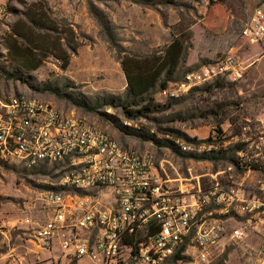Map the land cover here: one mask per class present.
Returning <instances> with one entry per match:
<instances>
[{
	"label": "rangeland",
	"instance_id": "1",
	"mask_svg": "<svg viewBox=\"0 0 264 264\" xmlns=\"http://www.w3.org/2000/svg\"><path fill=\"white\" fill-rule=\"evenodd\" d=\"M45 1L59 26L74 30L77 53L71 55L67 70L53 56L30 72L11 63L4 38L19 16L8 11V4L17 12L25 8L17 0H0L1 97H37L87 118L123 146L152 156L175 185L187 187L200 181L205 187L219 183L226 189H256L264 179V54L260 45L242 37V29L264 0H171V4L157 1L146 5L131 0ZM89 3L102 17L114 43L90 12ZM174 39L189 49L179 78L170 84L180 81L186 72L228 55L246 69L244 77L226 80L212 92L192 89L171 104L156 92L155 102L166 107L133 120L122 108L105 106L90 111L75 103L95 106L103 99L124 97L127 83L119 50L147 55L165 49ZM239 145L243 150L233 153ZM239 152L246 153L244 166L238 163ZM232 153L236 165L228 160ZM202 155L219 158H199ZM43 168L0 162V264H94L88 258L58 259L61 253L57 249L37 246V231L47 220L41 197L58 189L62 174L59 167ZM260 242L254 234L241 243L229 235L209 249L205 258L190 251L185 259L168 264H217L222 259L224 264H252L251 248Z\"/></svg>",
	"mask_w": 264,
	"mask_h": 264
},
{
	"label": "built area",
	"instance_id": "2",
	"mask_svg": "<svg viewBox=\"0 0 264 264\" xmlns=\"http://www.w3.org/2000/svg\"><path fill=\"white\" fill-rule=\"evenodd\" d=\"M242 37L264 54V5L247 17ZM245 71L228 55L158 94L178 99L217 79L239 81ZM245 155L238 153L240 166ZM0 162L62 169L58 189L41 197L47 220L37 231V246L57 249L58 259L168 264L178 252L205 258L229 235L241 243L254 234L261 242L251 248L252 264H264V179L252 191L200 181L175 185L152 156L123 146L75 112L23 94L0 96Z\"/></svg>",
	"mask_w": 264,
	"mask_h": 264
},
{
	"label": "trees",
	"instance_id": "3",
	"mask_svg": "<svg viewBox=\"0 0 264 264\" xmlns=\"http://www.w3.org/2000/svg\"><path fill=\"white\" fill-rule=\"evenodd\" d=\"M17 1L23 3L25 10L17 12L8 4V11L16 14L19 18L14 22L10 32L4 38L7 59L21 69L30 72L37 70L49 57L53 56L62 62L61 68L67 70L70 65L71 55L76 54L79 48L74 30L65 27L63 29L59 26L53 18L45 0H32L31 2ZM131 1L142 5L157 1L164 4H171L173 2L171 0ZM89 8L90 12L101 23L104 31L107 32L109 41L114 43L113 35L107 30L106 24L102 17L95 11L92 3H89ZM188 49L189 47L186 44L182 43L179 39H174L165 49L147 55H132L123 50H119L123 55L121 57V68L127 83L125 96L114 97L113 100L103 99L102 102L97 103L95 106L86 105L81 102L75 103L85 106L90 111H97L98 108L100 109L105 106L122 108L124 115L129 120L146 116L153 111L161 110L166 105L156 103L154 94L156 92L158 94L161 89L167 88L171 82L179 78L182 66L187 60ZM225 83V79H217L215 82L204 85L205 87L195 88L193 91L201 90L202 92H212L216 88L223 87ZM178 99H169L170 104L172 101ZM138 134H141L138 135L140 137L144 136L143 133ZM142 138H145V136ZM146 138L151 139L152 137L148 136ZM240 150H243L242 145L233 149V153ZM233 153L228 157V160L236 165L237 162L234 159L235 155ZM207 156L202 155L199 158H219V156ZM43 167L45 170V166ZM185 258L181 252H178L171 261L175 262ZM223 261L222 259L217 264H224Z\"/></svg>",
	"mask_w": 264,
	"mask_h": 264
}]
</instances>
